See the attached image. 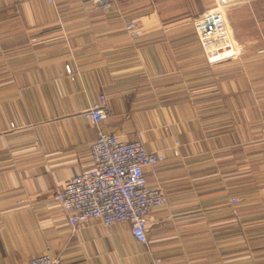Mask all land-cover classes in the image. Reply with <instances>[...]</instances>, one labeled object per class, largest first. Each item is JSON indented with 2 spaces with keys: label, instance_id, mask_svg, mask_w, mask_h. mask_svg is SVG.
I'll list each match as a JSON object with an SVG mask.
<instances>
[{
  "label": "crops",
  "instance_id": "0c3cea01",
  "mask_svg": "<svg viewBox=\"0 0 264 264\" xmlns=\"http://www.w3.org/2000/svg\"><path fill=\"white\" fill-rule=\"evenodd\" d=\"M232 1L243 53L213 62L193 19L214 0H114L107 13L89 0H0V264L47 247L61 264H264V0ZM148 8L160 25L130 38L125 18ZM101 93L104 131L167 158L146 171L167 198L146 244L129 225L71 226L56 203L90 166L85 112Z\"/></svg>",
  "mask_w": 264,
  "mask_h": 264
},
{
  "label": "built area",
  "instance_id": "2783aa9c",
  "mask_svg": "<svg viewBox=\"0 0 264 264\" xmlns=\"http://www.w3.org/2000/svg\"><path fill=\"white\" fill-rule=\"evenodd\" d=\"M56 5L63 0H45ZM99 12L107 13L114 0H89ZM232 0H214V7L193 19L194 31L207 56L221 60L239 59L244 46L236 42L229 26L228 12ZM151 10V17L141 25L136 18L127 19L126 31L136 39L160 25L161 21ZM61 27V25L59 26ZM75 80L76 72L71 65L59 71ZM108 97L99 94L98 101L86 110L90 124L97 130V138L90 146V166L67 180L55 193L57 206L64 212L71 226L99 221L107 228L116 224L129 225L133 238L142 244L148 242V217L167 207L163 190L149 185L146 171L164 164L167 158L149 150L143 142L120 140L103 130L108 117ZM264 141V132H263ZM180 142L175 143L173 154L179 157ZM240 199L230 197L235 208ZM236 213V211L234 210ZM33 257L28 264H61L59 258L49 252ZM161 262V260H157Z\"/></svg>",
  "mask_w": 264,
  "mask_h": 264
},
{
  "label": "rangeland",
  "instance_id": "374dc122",
  "mask_svg": "<svg viewBox=\"0 0 264 264\" xmlns=\"http://www.w3.org/2000/svg\"><path fill=\"white\" fill-rule=\"evenodd\" d=\"M151 10L152 9H150V8H148V9H146V10H143V11H141V12H138V13H134V15L132 14V15H129L128 17H126L125 18V22H126V20L127 19H130V18H136L137 20H138V22L141 24V25H143L142 23H145L150 17H151ZM155 11V10H154ZM156 12V11H155ZM158 18H159V20L160 21H162V19H161V15L158 13V12H156V13H154ZM212 61L214 62V60L212 59ZM222 61H231V60H221V59H219L218 58V56H217V62H222ZM176 142H179V141H176ZM175 142V143H176ZM231 197V196H230ZM236 198V197H235Z\"/></svg>",
  "mask_w": 264,
  "mask_h": 264
}]
</instances>
